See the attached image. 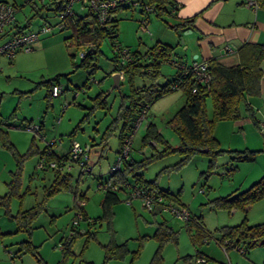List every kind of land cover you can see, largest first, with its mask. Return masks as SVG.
I'll return each mask as SVG.
<instances>
[{"label":"rangeland","instance_id":"1","mask_svg":"<svg viewBox=\"0 0 264 264\" xmlns=\"http://www.w3.org/2000/svg\"><path fill=\"white\" fill-rule=\"evenodd\" d=\"M18 1L23 4L16 12L18 25L23 26L30 20L24 29H34L39 24L51 25L53 29L40 34L32 51H18L10 60L2 58L0 61V196L11 190L9 183L15 179L14 172L19 162V175L15 179L17 184L13 187L15 192L10 195L8 209L15 214L17 210L27 209L36 203H40L42 208L31 224V241L37 245L36 254L20 253L16 256L13 253L18 243L26 239V234L14 232L15 222L8 219L6 206L0 204V230L8 233L0 239V264H38L37 256L43 257L48 264H55L61 259L59 244L70 234L72 221L78 212L76 201H84V209L92 219L101 214L103 190L98 189L97 185L108 176L119 147L121 122L114 119L121 95L129 92L130 77L124 72H118L119 87L112 88V75L116 71L113 70V46L108 37L102 38L90 59L95 67L89 74L91 66L82 64L81 49H77L74 39L70 37L72 29H59L55 26L58 14L50 17L51 11L41 8L40 13L34 16L42 4L41 0H30L31 3ZM73 8L78 14L87 11L86 7H80L77 3ZM146 15L149 33L140 29V20ZM114 17L117 20L116 39L120 46L131 52H145L156 42L162 41L175 46L171 60L181 61L186 58L185 46L190 34L185 29L178 33L170 27L176 21L174 16L164 15L160 18L152 11L143 13L140 6L130 5L116 10ZM71 54H74L73 58ZM148 61H152V58ZM158 69L159 84L165 83L175 72L174 64L168 60L161 61ZM59 73H67V77L60 79L63 91L57 97H50L48 102L45 98L48 88L43 82ZM88 77L94 78L95 82L86 86L84 84ZM131 79L134 86L151 82L150 77L142 74H135ZM98 93L106 96L104 104L97 102ZM184 101L182 90L154 99L132 136L130 155L133 158L139 159L142 155H149L153 149L160 151L165 147L164 142L155 143L152 140L150 142L154 148L145 146L140 151L141 140L149 122L157 127L166 144L172 147L179 145L180 139L167 124V120ZM206 109L210 115L212 107L209 98L206 100ZM113 121L114 127L108 131L107 127ZM28 122L39 123L42 134L27 128L25 124ZM215 126L219 146L226 151L216 154L212 165L209 164L210 155L204 152L194 153L181 164L178 163L182 155L170 152L153 158L140 171L145 179L155 180L158 187L174 194L180 191L179 198L188 207L191 217L201 219L209 232L207 238L198 236L193 240L185 229V222L168 213L163 212L154 219L151 211L144 206L139 207L137 199L132 204L127 203L124 200L126 194L122 192V200L113 206L114 239L116 243L127 241L128 252L123 258L111 259L105 264H149L158 243L153 237L144 236L153 234L156 222L164 218L168 225L178 231V239L177 244H164L161 251L162 264H186L197 251L209 257V264H264V243L250 247L242 254L235 248L225 251L217 241L220 237L217 229L219 226L238 224L244 217L248 225L264 222V198L231 211L213 202L215 198L246 189L264 175V134L252 123L243 105L240 106L239 118L220 120ZM74 129V135H70ZM104 134L107 143L105 148L101 142ZM52 139H60L61 143H55L53 147L58 153L67 151L71 139L79 141L88 155L87 163L92 169L90 172H81L76 164L70 169L65 166L62 172L71 174L69 188L46 197L45 189L54 171L50 167L37 168V162L46 141ZM227 150H253L255 158L237 161L231 158ZM75 191L78 193L76 200ZM83 193L84 196H80ZM96 221L88 225L87 221L79 220L76 225L78 230H94L96 240L91 239L81 253L85 235L77 236L71 246L73 254L65 264L103 263L102 245L108 243L110 237L105 223L102 221L99 224L100 221Z\"/></svg>","mask_w":264,"mask_h":264},{"label":"trees","instance_id":"2","mask_svg":"<svg viewBox=\"0 0 264 264\" xmlns=\"http://www.w3.org/2000/svg\"><path fill=\"white\" fill-rule=\"evenodd\" d=\"M140 1L141 6L144 4L150 6V11L154 12L160 18H163L164 15H173L176 7L174 0ZM255 3L259 7H264V0H255ZM54 4L56 6L52 9H55L56 13L59 14V12L64 8L63 0H54ZM128 6L130 5L121 4L115 9L111 10V15L108 18L107 23L111 24V27L116 32L114 35L108 31L106 26L99 24L93 13L88 9L82 15L76 13L74 9L73 14L65 17V25L62 28L72 29L73 33L70 35V37L74 39L77 49L83 50L84 55L81 58V62L82 64H89V66H91L89 74L93 72L95 67V64H92L90 59L93 58V54L97 51L99 42H101L102 38L108 37L111 41V44H114V39L117 36V20L114 17V12L120 8ZM41 8V6L37 8L34 16L40 13ZM141 12L146 13L142 7ZM197 15L198 14H194L191 17L182 18L170 25V27L178 33L180 30L191 28L193 27V23ZM28 23L30 24V20H28ZM65 40L67 41V37ZM174 47V45L156 42L145 52H140L139 50H134L131 52L127 48L130 57L129 60L121 59L118 52L113 51V70L116 72H124L130 77L129 92L123 93L121 95L116 117L114 119V121L121 122V127L118 132L119 147L117 153L120 152L123 140L131 131L132 123L139 115L141 110H145L147 114L154 99H157L160 96L175 90L183 91L185 95V101L183 105H181V107H179L171 116V118L167 120V124L177 133L180 143L176 147L166 144L161 133L157 130V127L153 123L149 122L141 140L142 147L140 151L145 146H153V144L150 142L152 140L155 143L164 142L165 147L160 151L153 149L149 155H142V157L139 159L133 158L129 153L128 157L122 160L119 170L111 174L108 172V176L104 179V181H109L112 185L117 186V189H112L110 187L102 189L103 196L100 202L101 214L98 217L93 219L88 217L84 206L76 205L78 212L81 214V218L78 219L77 223H73L72 221L71 232L63 242V247H61V259L56 264H65L67 258L73 254L71 246L72 242L77 236L85 235L81 253L87 247V244L91 239L96 240V232L94 230H78L76 225L79 223V220L87 221L88 225L91 223H96V220L100 221L99 224H101L102 221L105 223V228L110 239L108 243L102 245L104 249V259L102 264H105L111 259L123 258L128 252L127 241L122 243L115 242V230L113 228V206L122 200L120 192L125 191L126 182L135 184L136 186L143 188L148 192L163 194L165 197L164 199L166 200L183 204L179 198L180 191L174 194L168 190H164L158 187L155 180L145 179L140 171L145 168L153 158L170 152H178L182 155V158L178 164L184 163L196 152H204L210 155L209 164L212 165L214 156L226 151L219 146L218 139L214 136L215 124L220 120H236L239 118L241 105H243L244 111L249 116L252 123L257 126L259 114L258 110L252 106L251 99L257 98L260 95V81L262 78L261 62L264 60V43H243L238 48L239 62L237 64L224 65L214 57L205 60L207 63V70L210 74V80L207 83H198L192 78V76H189L188 74H182L181 68L174 64L173 60L169 58L174 51ZM71 57L73 58L74 54H71ZM149 58H152V61H148ZM194 59H197V57ZM163 60H169L171 63H173L175 66V72L170 80H167L163 84H159L157 82L159 73L158 66ZM176 62H180L182 64L189 63L178 60ZM135 74H142L150 77L151 82L141 86H134L131 78ZM62 77H67V73L56 74L51 79L43 82L48 88L47 94L45 96L48 102L50 97H52L50 91L51 86L54 83H60V79ZM88 79L89 77L87 78V81ZM87 81L84 84L86 86ZM193 88H195V91H193ZM207 98L210 99L212 107L210 115L206 109ZM96 99L98 100L97 102L100 101L102 104H104L106 101V96L98 93ZM101 103L98 104L101 105ZM114 121L111 122V125L107 127L108 131L114 127ZM74 132L75 129L70 133V135H74ZM261 133L264 134L262 131ZM101 142L104 146L103 148H105L107 144L105 134L102 136ZM89 147L90 145L87 146L88 150L90 149ZM46 151L47 146L45 145V147L40 151V155L44 154ZM227 151L231 154V158L237 161H249L255 158V152L253 150ZM65 156L66 154L57 155L54 149H52V152L47 156L48 159L57 160L59 162V166L57 168H51L54 171V175L49 186L45 189L46 197L62 189L69 188L70 186L71 174L68 172H62L64 162H60L61 159L64 161L66 158ZM14 173L16 174L14 178L17 180L19 175V162ZM15 179L9 183L11 190L0 196V204L5 205L7 208L5 211L7 214L6 216L10 221L15 222L16 229L14 232H24L26 234V239L18 243L17 250L13 253V255H19L20 253H30L31 255L36 254L37 245H34L31 241V224L40 213L42 205L40 203H36L27 209L17 210L15 214L10 213L7 205L9 204L8 201L10 195L15 192V189L13 190V187L17 184L15 183ZM76 193L77 191H75V200L77 199L76 196L78 194ZM80 196H84V193L80 194ZM261 198H264V175H261L259 179L253 182L246 189L238 191L232 195L215 198L213 199V202L216 206L227 208L229 211H231L235 208L252 204ZM158 205L160 206V204H157V206L155 205V209L153 208L151 211L152 215H154V219L157 218V215L161 214L159 213L161 206L159 207ZM184 222L185 229L189 232L190 237L193 240H195L198 236L199 238L203 239L207 238L209 232L204 228L201 219L192 218L190 215V218ZM217 229L220 233V237L217 239V241L225 251H227L229 248H236L239 246L245 249V252L243 253L245 254L248 248L260 243H264V222L248 225L246 218L244 217L243 220L238 224L222 225ZM177 232V230L168 225L165 218L156 222V227L153 234L150 236H144L153 237L158 243L156 251L154 252L149 264H162L161 251L163 246L168 242L177 244ZM7 234V232H2L0 230V239H2ZM198 252L199 251H197V253ZM137 253L138 251L135 252V254ZM206 257L209 260V257ZM36 261L38 264H48L40 256L36 257ZM228 264L231 263L228 262Z\"/></svg>","mask_w":264,"mask_h":264},{"label":"built area","instance_id":"3","mask_svg":"<svg viewBox=\"0 0 264 264\" xmlns=\"http://www.w3.org/2000/svg\"><path fill=\"white\" fill-rule=\"evenodd\" d=\"M28 1L29 0H25V2ZM75 3L79 4L80 7H86L88 10H90L93 13L95 19L98 21V23L106 26V28H108V31L113 35L116 34V32L111 27V24L107 23V20L111 15V10L115 9L121 4L140 6L144 8V11H146V13L149 12L151 9L150 6L146 4L141 6L140 0H63L64 8L59 12L58 20L55 23V26L57 28H62L65 25V17L73 14V5ZM246 4L249 6H256V3L252 0H247ZM17 9L18 6L15 3L7 0H0V55H5L8 58L13 57L18 51L30 50L32 42L38 39L40 34L45 33L47 31H51L53 29L51 25L44 24L38 26L35 29H31L28 31L13 32L9 34L6 31V28L7 26L13 24V22L15 21ZM140 22V29L149 33L147 27L148 18H142ZM112 46L113 51L118 52L121 59H130L128 49L120 46L117 43L116 38L114 39V44ZM228 50H231L229 45H224L223 51ZM80 55L83 56L84 52H81ZM173 62L181 68L182 74H188L189 76H192V78L198 83H207L210 80V74L207 70V63L205 60L193 59L188 64H182L176 61ZM91 82H95V79L89 77L87 81V86H89ZM62 90L63 89L61 83H54L51 86L50 90L51 96H59L62 93ZM193 91H195V88H193ZM258 114L259 117L257 121V126L260 131L264 132V110L259 109ZM145 116L146 111L141 110L139 115L133 121L131 131L123 140L121 150L119 153H117L114 162L109 168V174L119 170L121 167L122 160L128 157L131 150L132 136L135 133V130L141 124L142 120L145 118ZM27 128H31L34 132L42 134L40 132L41 128L39 123L28 122ZM55 143L60 144V139H52L46 141L45 145L47 146V151L44 154L40 155L39 161L37 162V168H57L59 166V162L57 160L47 158L48 154L52 152ZM65 154L66 158L64 159V161L62 159L60 160V162H64L63 168L67 166V168L70 169L73 164H76L78 165L81 172L91 171L92 168L90 167V164L87 163L88 155L85 153V150L79 141L71 139L68 150ZM107 187L117 189V186L112 185L109 181L98 182V189H104ZM200 191H202V189ZM124 193L126 194L124 200L127 203H131L133 199L139 198L142 201L143 206L149 211H152L155 205L160 204L163 210L169 211L174 217L178 219L185 221L190 218V211L186 205L178 204L171 200L166 201V199H164L165 197L163 196V194L148 192L147 190L129 182H126ZM77 205L83 206L84 201L78 199ZM80 218L81 214L78 212L76 214L75 219L73 220V223H77L78 219ZM61 247H63V243L59 244V248ZM235 249L242 254L245 252V249L239 246H237ZM190 264H209V260L205 254L198 252L192 257Z\"/></svg>","mask_w":264,"mask_h":264},{"label":"crops","instance_id":"4","mask_svg":"<svg viewBox=\"0 0 264 264\" xmlns=\"http://www.w3.org/2000/svg\"><path fill=\"white\" fill-rule=\"evenodd\" d=\"M246 1L247 0H174L176 7L172 16H174L176 20L175 22L182 18L198 14L194 20L193 27L185 29L191 36L189 35L188 44L185 46L186 52L184 55L186 58L181 61L190 62L194 59V54H197V59L199 60H207L214 57L224 65H233L239 62L238 48L243 43H264V7H259L257 5L249 6L246 4ZM252 1L255 2V0ZM13 2L18 6V9L23 5L20 4L21 2L19 1V3L16 2V0H13ZM31 2L32 1L29 3ZM41 3L43 9L51 11L50 17L56 16L57 13L55 9H52L56 6L54 0H41ZM75 12L77 13L76 9ZM26 24L29 25L28 21ZM26 24L23 26L18 25L15 16V21L10 26H7L6 31L9 34L13 32L28 31L27 29H24V27L27 26ZM40 25L43 24H39L38 26ZM38 40L39 38L32 42L31 49L28 50V52L34 49L33 46L38 43ZM158 42L163 43L162 41ZM224 45H229L231 50L223 51ZM81 52H83V50H81ZM16 54L17 53H15L14 57ZM171 55L169 57L170 59H172ZM2 58L10 60L12 57L8 58L5 55H0V61ZM261 68L262 78L260 81V95L257 98L251 99L252 106L257 110L264 109L262 108L264 107V60L261 62ZM40 128H42L41 125ZM216 132L217 128L215 126V137L218 136ZM66 152L58 153L55 150L57 155H64ZM136 199L139 203V207H143L142 201L139 198ZM136 199H133L130 204ZM159 210V213L165 212L172 215L169 211L163 210L161 207ZM85 212L88 215L86 210ZM41 258L43 259V257ZM186 264H190L189 261L186 262Z\"/></svg>","mask_w":264,"mask_h":264},{"label":"water","instance_id":"5","mask_svg":"<svg viewBox=\"0 0 264 264\" xmlns=\"http://www.w3.org/2000/svg\"><path fill=\"white\" fill-rule=\"evenodd\" d=\"M191 31V30H189ZM197 57V54H194L193 58H196ZM113 77V84H112V88L116 87L118 88L119 87V79H120V73L116 72L112 75ZM207 150V149H205Z\"/></svg>","mask_w":264,"mask_h":264}]
</instances>
